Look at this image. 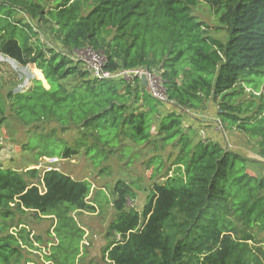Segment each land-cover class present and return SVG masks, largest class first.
I'll use <instances>...</instances> for the list:
<instances>
[{"label": "trees", "instance_id": "trees-1", "mask_svg": "<svg viewBox=\"0 0 264 264\" xmlns=\"http://www.w3.org/2000/svg\"><path fill=\"white\" fill-rule=\"evenodd\" d=\"M198 2L216 15L223 39L194 15ZM83 48L102 52L109 71L158 73L166 99L137 77H91L70 56ZM0 53L34 65L47 82L48 88L34 78L23 92L13 86L0 93V126L10 118L24 129V147L38 148L36 159H68L82 145L99 158L128 141L176 149L141 210L127 203L132 186L115 183L107 226L113 239L102 250L109 264H264L257 244L264 176L247 170L251 161L264 163V0H0ZM246 87L259 103L236 101ZM207 110L223 128L252 137L257 158L221 137H198L186 119ZM47 124L76 130V146L53 137L54 128L45 132ZM153 163L159 169L161 160ZM90 191L88 180L58 168L0 164V264H22L23 249L39 241L21 222L28 213L55 218L57 242L46 261L76 264L84 230L71 213L95 211Z\"/></svg>", "mask_w": 264, "mask_h": 264}, {"label": "rangeland", "instance_id": "rangeland-1", "mask_svg": "<svg viewBox=\"0 0 264 264\" xmlns=\"http://www.w3.org/2000/svg\"><path fill=\"white\" fill-rule=\"evenodd\" d=\"M193 13L199 20H202L208 26L209 34L220 39L224 38L225 31L218 27L219 24L216 20V15H213L208 5L203 2H198L196 7L193 8ZM42 39L50 41V37L47 35L42 37ZM15 75L16 74L10 66L2 65V68L0 67L2 83L0 93H4L8 88L15 86L17 83ZM43 83L44 86L48 88L46 80ZM254 93L253 95L252 89L246 87L243 93L236 98V101L243 105L251 100L255 103H259L258 93ZM189 115L191 117L187 116L186 122L192 123V125L194 124L195 127L197 126L198 137L206 138L214 134L215 137H221L222 141L227 144L229 148L241 151L251 159L257 158L256 155H254L255 140L252 137L237 129L227 130L225 127L222 133L219 132V134H217L214 132L212 134L211 132L214 131L215 117L210 115L208 110L195 112L194 114L190 113ZM9 119L6 123V129L8 131L5 129L6 131L2 132L3 134L7 132L6 135L14 138L11 141L16 149H20L18 154L20 157L13 159V163H15L13 166L15 169L23 170L41 160L35 157L38 148L24 149L26 144L24 142H26L27 134L24 131H18L15 128L17 127L16 124H13ZM200 122L202 124H200ZM45 127V132H49L54 128L55 132L53 137L66 141L70 146L75 147L77 140L80 138L76 130L60 132L53 124H47ZM34 134H39V132ZM87 142L90 143V141ZM126 144L128 145H126L127 147L117 150L115 148L109 151V153H104V155L99 158L91 157L92 154L85 153L84 149L86 147L83 145L79 146L78 152L71 158L62 159L56 156L58 162L55 167L73 178L88 180L91 184L89 199L92 200L96 197L97 200L94 212L73 211V213H71L77 225L84 230L83 240L79 247L80 255L76 259V264H109L106 259L102 257V250L104 246L113 239V236L107 235V226L115 214L111 201V190L115 183L123 179L127 184L132 186L135 190V195L134 198L128 199L127 203L129 206L141 210L152 183L154 181H161L168 168L172 166L176 149L170 144L165 146L158 143L155 145L133 144L129 141L126 142ZM157 158L161 160V164L159 169L155 170L156 164L153 162ZM41 168L42 165L39 169ZM247 170L251 174L256 173L258 176H264V163L258 164V162L251 161L248 164ZM15 221H17L16 216L12 219L14 226L10 227L13 231L17 230ZM21 222L26 226L27 230L30 232L31 230L33 231V236H38L39 238V241L34 244V248L25 247V249H23L22 264H31V262H33L32 264H52L51 261H46L45 255L48 254L51 244L57 242L52 227L54 224L53 218L34 217L28 213L23 217ZM257 240V244L262 245L264 248L263 233L257 235ZM64 244H66V242H64ZM51 252L50 249V253ZM65 255L66 250L63 258H61V256L58 258L64 259ZM62 261L63 260H61V262Z\"/></svg>", "mask_w": 264, "mask_h": 264}, {"label": "built area", "instance_id": "built-area-1", "mask_svg": "<svg viewBox=\"0 0 264 264\" xmlns=\"http://www.w3.org/2000/svg\"><path fill=\"white\" fill-rule=\"evenodd\" d=\"M70 56L73 59L81 61L83 68L89 73V75L97 79L115 77H123L125 79L137 77L141 79V77H145L149 92L159 100L166 99L164 89L161 84L160 75L154 71L139 67L109 71L105 69L107 60L104 54L91 48L74 50ZM3 64L10 66L17 74L18 80L13 87V90L17 92L25 91L32 79L35 78V73L32 72L31 65H21L13 58L0 53V67ZM214 128L218 132H223L222 124L216 118L214 119ZM57 162L58 158L56 156L47 157L45 162L41 164L42 169L49 170L56 168L55 165ZM41 165L38 167H41Z\"/></svg>", "mask_w": 264, "mask_h": 264}, {"label": "crops", "instance_id": "crops-1", "mask_svg": "<svg viewBox=\"0 0 264 264\" xmlns=\"http://www.w3.org/2000/svg\"><path fill=\"white\" fill-rule=\"evenodd\" d=\"M4 65H6V64H3V66ZM1 68H2V66H1ZM33 69V70H32ZM31 70H32V72L34 73L35 72V78H37V79H40L41 81H42V83L45 81V79H44V77H43V74H42V72L39 70V69H37L34 65H31ZM14 72V71H13ZM15 73V72H14ZM16 74V73H15ZM16 76V80H18V76H17V74L15 75ZM43 85H44V83H43ZM8 119L9 118H7L6 119V121H4V123L0 126V164L2 165V166H5V167H12V168H15L13 165L15 164V163H13L14 162V158H18V157H20L18 154H19V152H20V149H16V147L15 146H13V142L11 141V140H13L14 138L11 136H9V135H6L7 134V132H6V134H3V132L2 131H6L7 129H6V123H7V121H8ZM9 120H11V122L14 124L15 123V121H13L12 119H9ZM5 125V126H4ZM5 127V128H4ZM18 131H24V129L22 130V128H19V127H15ZM6 129V130H5ZM8 131V130H7ZM25 133H26V131H24ZM216 133V130H215V128H214V131H212L211 133L213 134V133ZM218 132V131H217ZM24 133V134H25ZM211 137H215L214 136V134L213 135H211ZM24 143H26V142H24ZM24 149H26V147L24 148ZM28 150V149H27ZM45 157V158H44ZM43 158V159H42ZM47 157L46 156H42V157H39V162H35L34 164H32V165H30V166H28L27 168H31V167H35V168H39L38 166L39 165H41L42 163H44L45 162V159H46ZM26 168V169H27ZM73 213V212H72ZM35 217V216H34ZM39 217H41V218H51V216H39ZM53 218V221H54V224H55V218L54 217H52ZM54 224H53V226H54ZM52 226V227H53ZM82 228V227H81ZM12 229V228H11ZM10 229V230H11ZM83 229V228H82ZM31 236H33V231L31 230V232H30V237ZM37 242H33V244H36ZM33 262H31V264H32Z\"/></svg>", "mask_w": 264, "mask_h": 264}, {"label": "water", "instance_id": "water-1", "mask_svg": "<svg viewBox=\"0 0 264 264\" xmlns=\"http://www.w3.org/2000/svg\"><path fill=\"white\" fill-rule=\"evenodd\" d=\"M141 80H142V82L146 85L147 83H146V78L145 77H141Z\"/></svg>", "mask_w": 264, "mask_h": 264}]
</instances>
